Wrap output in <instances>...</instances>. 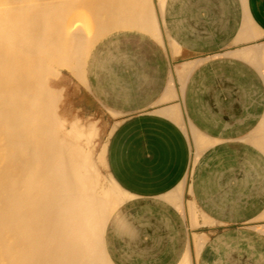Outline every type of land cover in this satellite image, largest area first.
Returning <instances> with one entry per match:
<instances>
[{
	"label": "crops",
	"instance_id": "obj_1",
	"mask_svg": "<svg viewBox=\"0 0 264 264\" xmlns=\"http://www.w3.org/2000/svg\"><path fill=\"white\" fill-rule=\"evenodd\" d=\"M153 4L158 34L100 38L84 78L66 71L65 105L96 122L98 156L126 195L104 229L112 263L138 264L118 250L123 205L160 198L180 237L156 264H195L192 241L199 261L219 231L264 237V0Z\"/></svg>",
	"mask_w": 264,
	"mask_h": 264
},
{
	"label": "bare ground",
	"instance_id": "obj_2",
	"mask_svg": "<svg viewBox=\"0 0 264 264\" xmlns=\"http://www.w3.org/2000/svg\"><path fill=\"white\" fill-rule=\"evenodd\" d=\"M119 29L158 34L153 0H0V264H113L103 234L126 195L102 184L97 129L65 128L52 83L84 78Z\"/></svg>",
	"mask_w": 264,
	"mask_h": 264
},
{
	"label": "rangeland",
	"instance_id": "obj_3",
	"mask_svg": "<svg viewBox=\"0 0 264 264\" xmlns=\"http://www.w3.org/2000/svg\"><path fill=\"white\" fill-rule=\"evenodd\" d=\"M111 32L113 31L108 33ZM61 71L60 78L54 79L52 85L63 93L58 114L66 120L65 128L72 129V123L76 120L85 127H89L91 124H95L97 127L96 122H82L80 118L72 114V108L65 105L66 73L68 72L70 76L72 71L65 68H62ZM250 102L252 101L250 100ZM100 149L97 136L94 159H97ZM100 172L102 184L109 186L110 176L105 165L100 164ZM123 206L127 207V211L123 214L124 222L119 229L121 236L118 250L121 251V254H129L131 260H135L134 262L138 264H156L163 256L162 254L167 255L171 251L173 240L180 237L176 227V213L173 212L171 218L168 217L167 203L160 198L132 199ZM138 211L142 213V220H137L134 216ZM113 239L116 237L114 236ZM156 239L163 242L159 248H156L158 245V243L155 244ZM158 249L161 250L160 254H157ZM192 251L195 264H264V237L238 229H233L231 232L222 230L207 237L204 248L206 254L203 259L197 261L193 241Z\"/></svg>",
	"mask_w": 264,
	"mask_h": 264
}]
</instances>
